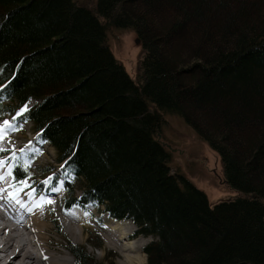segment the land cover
Instances as JSON below:
<instances>
[{"label": "trees", "instance_id": "obj_1", "mask_svg": "<svg viewBox=\"0 0 264 264\" xmlns=\"http://www.w3.org/2000/svg\"><path fill=\"white\" fill-rule=\"evenodd\" d=\"M80 2L0 0V118L30 122L81 183L66 210L103 208L153 237L146 264H264V0ZM114 28L141 41L136 78L111 50ZM164 113L220 155L234 197L212 206L172 171ZM9 162L15 183L33 178Z\"/></svg>", "mask_w": 264, "mask_h": 264}, {"label": "rangeland", "instance_id": "obj_2", "mask_svg": "<svg viewBox=\"0 0 264 264\" xmlns=\"http://www.w3.org/2000/svg\"><path fill=\"white\" fill-rule=\"evenodd\" d=\"M96 2L97 0H81L80 3L90 6ZM138 38L137 33L129 29L114 28L109 32L111 50L115 57L124 63L132 78L137 77L143 56L141 41L137 43ZM33 104L34 101H30L26 106L29 108ZM152 109H154L153 106ZM163 116L165 117V123L162 127L161 139L167 150L172 154V171L174 173L180 172L199 189L203 190L212 206L221 200L234 197L237 193L232 190L225 180L220 155L201 140L197 132L182 117L167 113H164ZM5 120L10 122V126L4 130L7 136H3L4 132H0V137L5 141L9 139L13 143L11 144L12 149L0 147V149H5L2 152H6L0 156V159L5 160L7 158L6 163L1 165V169L6 168L7 170L8 166L11 165L9 160H13V153H15L17 160H22L24 163L31 165L33 178L26 183H15L12 180V174H6L5 177L7 176L11 180V183L14 184L18 191H27V189L34 191L32 199L40 200L44 203L48 220H54L56 216L58 219L56 224L52 223V229L48 231L51 242H59L62 246H65L66 249L61 248L67 257L72 254L70 253L72 252L71 246L76 245L85 248L95 258L97 263L120 264L122 255L104 247V229H106L111 219L106 216L103 208L87 206L83 210L80 207L73 206L70 210H66L65 203L69 197L67 189L74 187L76 196L80 197L81 183L74 178V175L69 170H66L64 163L58 161L55 148L40 139L30 122L19 125L12 122L9 116H5L0 118V127H3V121ZM21 148L24 149L23 152L20 151ZM30 157H35V160L31 161ZM43 168H49L50 170L45 172L42 170ZM48 201L51 202L49 203ZM79 209L91 214V217L84 216L89 219L90 229H87L86 240L81 243L75 242L67 235L63 231L64 226L62 224V218L66 217L68 213L83 214ZM100 221L105 222L103 223L104 225H101ZM129 223L134 227L132 222ZM12 224L14 223L12 222ZM136 230V227L135 229H129V233L133 232L129 236L130 239L144 242L146 245L154 239L153 237L134 236ZM140 253L141 264H146L147 255L144 249ZM80 263L83 264L82 262Z\"/></svg>", "mask_w": 264, "mask_h": 264}, {"label": "bare ground", "instance_id": "obj_3", "mask_svg": "<svg viewBox=\"0 0 264 264\" xmlns=\"http://www.w3.org/2000/svg\"><path fill=\"white\" fill-rule=\"evenodd\" d=\"M3 136H7L6 132ZM12 143L9 139L5 141L0 138L1 148L12 149ZM5 171L7 172L6 168L1 169L0 165V177H2L0 178V194L10 195L15 186L7 176L5 177ZM34 193L27 189L14 196L16 200L14 203L18 209L16 212L5 209L0 200V264H81L73 252H70L72 254L69 257L66 256L62 249H66L65 246L59 242H51L48 231L52 229V223L56 224L58 219L55 216L54 220H48L44 203L32 199ZM11 198L13 199V195ZM79 210L83 214L68 213L62 218V224L63 231L75 242L81 243L86 240L87 229H90L89 219L85 217H91V214ZM106 216L108 217L107 214ZM113 220L115 219H111L104 229V247L122 255L120 264H141L140 252L146 244L129 238L133 233H129V229H135L136 225L132 221ZM129 222H132L134 227ZM103 223L105 222H101V225H104Z\"/></svg>", "mask_w": 264, "mask_h": 264}, {"label": "snow or ice", "instance_id": "obj_4", "mask_svg": "<svg viewBox=\"0 0 264 264\" xmlns=\"http://www.w3.org/2000/svg\"><path fill=\"white\" fill-rule=\"evenodd\" d=\"M25 111H27V106H26V105H25L24 107H22V108L20 109V112L17 113V114L19 115L20 113H23V112H25ZM8 126H10V122H9L8 120L3 121V127H0V132H4V130H5ZM0 138H2V137H0ZM0 151H5V149H0ZM20 151L23 152L24 149L21 148ZM6 159H7V158H5V160H0V165L5 164ZM13 159H15V153H13ZM9 167H11V165H10ZM25 170H27V169H25ZM10 174H11V173H9V175H10ZM0 178H2V177H0ZM21 183H24V182L21 181ZM53 190H57V189H53ZM48 202L50 203L51 201H48Z\"/></svg>", "mask_w": 264, "mask_h": 264}, {"label": "water", "instance_id": "obj_5", "mask_svg": "<svg viewBox=\"0 0 264 264\" xmlns=\"http://www.w3.org/2000/svg\"><path fill=\"white\" fill-rule=\"evenodd\" d=\"M138 41H140L139 38L137 39V43H138Z\"/></svg>", "mask_w": 264, "mask_h": 264}]
</instances>
